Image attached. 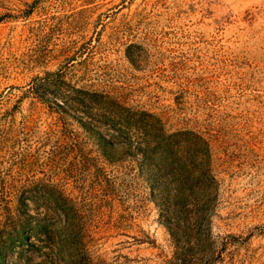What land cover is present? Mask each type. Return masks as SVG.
I'll return each instance as SVG.
<instances>
[{"label":"rangeland","instance_id":"rangeland-1","mask_svg":"<svg viewBox=\"0 0 264 264\" xmlns=\"http://www.w3.org/2000/svg\"><path fill=\"white\" fill-rule=\"evenodd\" d=\"M0 264H264V0H0Z\"/></svg>","mask_w":264,"mask_h":264}]
</instances>
